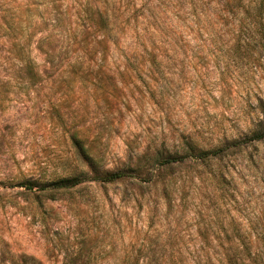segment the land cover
<instances>
[{"label":"rangeland","instance_id":"374dc122","mask_svg":"<svg viewBox=\"0 0 264 264\" xmlns=\"http://www.w3.org/2000/svg\"><path fill=\"white\" fill-rule=\"evenodd\" d=\"M121 1L120 37L83 34L79 22L29 42L0 36V264H250L264 255L262 143L161 171L154 184L40 188L92 175L72 134L115 170L184 139L210 150L264 121V14L228 0ZM19 57L36 77L17 71Z\"/></svg>","mask_w":264,"mask_h":264},{"label":"trees","instance_id":"16d2710c","mask_svg":"<svg viewBox=\"0 0 264 264\" xmlns=\"http://www.w3.org/2000/svg\"><path fill=\"white\" fill-rule=\"evenodd\" d=\"M228 3L231 9H242L245 12L251 9L260 15L264 14V0H250L247 3H244L243 0H228ZM5 7H9V9L5 10L3 12L4 15L0 17V36L1 38L8 39L9 42H29L33 33L42 31L45 27L53 29L62 27L63 33L72 34L71 26L73 23L78 24V22L79 26H82L83 34L94 31L108 33L106 35L99 34L105 40L106 38L111 39L110 35L120 37L127 25L121 0H0V11ZM73 18L76 20L72 21ZM32 19H36V21L32 24L31 33L27 34L28 29L24 26ZM138 19H141V24H145V28H147V16L139 14L132 18V21L134 23L137 21L139 25ZM73 31L75 32L74 29ZM141 33L140 37L144 39L142 40V46L144 45L143 47H145L146 42H148V31L141 29ZM48 38V51L51 54H47L46 57L50 59L55 54H52L50 48V36L45 37V39ZM144 52L147 53V56H151V53L148 54L146 48ZM16 61L19 63L18 72H22L29 77H36L37 72L32 69V64L28 57H19ZM262 109L264 114V106ZM70 138L73 147L85 159L92 175L78 174L62 177L52 182H38L42 190H67L84 182L112 184L122 183L131 179L154 184L160 178L161 171L183 164L197 165V162L203 164L212 159L220 160L228 155L239 152L242 148L252 143L259 142L264 144V121L257 122L255 128L248 135L225 141L210 150L197 149L194 143L184 139L181 146L176 150L171 151L162 147L155 151L152 158L143 157L145 161L147 160L146 163L141 159L133 167L115 170L103 169L98 159L91 157L92 155L89 153L88 148L84 146L82 140L76 134H72ZM146 166H148V169H146ZM22 184L25 189H32L30 183L23 182ZM248 257L250 264H264V255L253 254V257ZM21 264L40 263L31 256H24L21 258ZM226 264H245V262L241 259L228 257Z\"/></svg>","mask_w":264,"mask_h":264}]
</instances>
